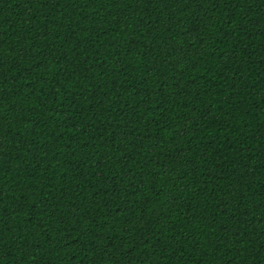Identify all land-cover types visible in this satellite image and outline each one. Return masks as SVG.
<instances>
[{"label":"trees","instance_id":"16d2710c","mask_svg":"<svg viewBox=\"0 0 264 264\" xmlns=\"http://www.w3.org/2000/svg\"><path fill=\"white\" fill-rule=\"evenodd\" d=\"M0 264H264V0H0Z\"/></svg>","mask_w":264,"mask_h":264}]
</instances>
